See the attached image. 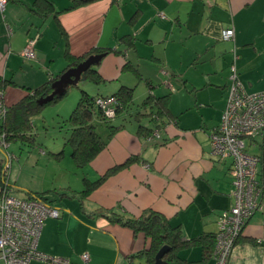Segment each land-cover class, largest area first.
<instances>
[{
	"label": "crops",
	"instance_id": "obj_1",
	"mask_svg": "<svg viewBox=\"0 0 264 264\" xmlns=\"http://www.w3.org/2000/svg\"><path fill=\"white\" fill-rule=\"evenodd\" d=\"M77 1L7 0L0 10V86L9 108L62 72L69 56L105 52L95 68L103 80H85L87 90L106 96L132 88L135 108L115 116L112 123L118 119L113 124L123 126L82 166L83 185L85 178L95 181L121 167L84 195L85 187L77 180L71 184L69 172L54 168L45 156L21 161L8 144L0 152V165L9 153L13 196L39 194L62 211L59 218L43 221L39 251L66 258L64 264H125L127 258L146 264L139 254L150 238L108 216L135 218L152 209L179 226L186 239L217 231L218 216L232 204L233 181L230 157L211 154L209 134L226 104L234 47L245 91L264 90V0ZM230 26L234 41L221 40ZM30 37L36 39L34 59L22 55ZM149 96H165L167 102L154 143L138 133L139 125L155 127L147 115L154 108L139 106ZM62 110L57 116L67 118ZM133 111L130 119L136 124L131 125L127 114ZM245 144L247 153L260 156L255 179L262 183L264 135L246 138ZM260 202L262 208L247 220L228 264H264V192ZM84 252L89 254L86 263L80 258ZM171 256L168 264H214L211 256L203 257L201 246L180 247Z\"/></svg>",
	"mask_w": 264,
	"mask_h": 264
},
{
	"label": "built area",
	"instance_id": "obj_2",
	"mask_svg": "<svg viewBox=\"0 0 264 264\" xmlns=\"http://www.w3.org/2000/svg\"><path fill=\"white\" fill-rule=\"evenodd\" d=\"M6 3V0H0L1 11ZM221 39L234 41L233 26L222 31ZM35 40V37L27 40L22 50L25 58H35ZM232 56L226 105L219 125L209 135L211 154L218 158L230 157L232 160L233 181L232 204L217 218V231L211 253L214 264H228L247 220L262 208L260 200L264 192V172L262 183L255 179L260 156L247 153L245 144L246 138L264 135V90L254 93L245 91L237 74L238 55L235 47ZM95 102L106 116L112 117L114 107L110 104L116 103L115 98L96 97ZM5 115L4 91L0 88V123ZM7 146L5 135L0 133V152H5ZM5 154L6 161L0 173V264H29L32 260H40L46 264L67 263L66 258L52 256L37 249L43 221L48 217L59 218L62 211L36 196L24 199L13 196L9 184L12 161L10 154ZM80 258L86 263L89 254L84 252ZM125 264L133 263L127 258Z\"/></svg>",
	"mask_w": 264,
	"mask_h": 264
},
{
	"label": "trees",
	"instance_id": "obj_3",
	"mask_svg": "<svg viewBox=\"0 0 264 264\" xmlns=\"http://www.w3.org/2000/svg\"><path fill=\"white\" fill-rule=\"evenodd\" d=\"M12 1L21 2V0ZM89 1L90 0H79L76 2V4H84ZM102 52L103 51H99L97 49L92 50L78 58H72L69 56L67 66L62 72H60L55 77H50L48 81L38 86L34 90L28 92V94H26L20 101L13 104L11 107H6V115L3 121L0 123V133L5 135L6 142L10 144V141L16 139L31 140L32 136L29 135L30 131L32 130L31 119L35 115L40 113V111L46 105L52 104L54 102L56 103V101L62 99L67 91L64 95L55 96L53 100L43 105L39 104L37 102V99L41 96H46L47 94H49L52 91L51 83L69 67L75 66L91 54ZM80 80H90L94 83H98L103 79L95 68L90 67L84 73H82ZM132 91V88L121 87L118 92L111 95L93 96L88 92L81 90L80 97L77 101L76 106L64 120L70 129V134L66 138V143L71 147L70 156L72 161L75 162L76 166L82 167L85 164L89 163L101 150L106 147V145L108 144V140L111 138L113 133L123 126L122 124L114 125L112 121L117 114L130 109V107L132 106ZM96 97L115 98L116 103L110 104L114 107V115L112 119L111 117L106 116L103 110L96 104ZM139 106L144 107V109H146L147 107H150V109L154 108V110L149 112L147 115L151 117L152 121L154 120L155 127L147 128L142 125L138 126V133L146 138H149L154 129H158V121H160V119H162L167 114L166 97L162 96L155 98L149 96ZM139 115L140 112H137L133 115V117L137 118ZM98 127L104 128V137L98 132ZM131 160L132 159L130 158L127 160V162H130ZM118 167H121V165L109 169L104 175H100L95 181H90L85 178V188L80 193L86 195L90 190L96 188L108 174L116 171ZM1 168L2 166L0 165V170ZM36 197L41 198L47 202V200L44 199L42 195L38 194ZM108 217L111 221L118 222L121 225L127 226L134 232H143L147 237L150 238L149 247L142 250L139 254L144 255L146 264H154L156 252L161 246L165 244L170 246L169 251L164 255V260L166 261H168L169 258L172 257V253L177 248L194 245L201 246L204 258L211 256L216 232L214 234L204 232L200 236L186 239L182 236L179 226L171 225L164 215L152 209L143 210V212L135 218L127 219L120 216L111 215Z\"/></svg>",
	"mask_w": 264,
	"mask_h": 264
},
{
	"label": "rangeland",
	"instance_id": "obj_4",
	"mask_svg": "<svg viewBox=\"0 0 264 264\" xmlns=\"http://www.w3.org/2000/svg\"><path fill=\"white\" fill-rule=\"evenodd\" d=\"M97 66H98V63L93 65L92 67L96 68ZM86 84H90V83L86 82L85 80H80L76 85L69 86L65 96L62 99L56 101V103L54 102L52 104L46 105L40 111V113H38L32 118V125H33L32 139L31 140L29 139L28 140L27 139L12 140L10 141L8 151L11 153H15L16 157L21 156V161L22 159L23 160L27 159L28 155H29V158H33L36 155L45 156L49 158L50 160H52L51 164L53 165L54 168L60 166L61 168L60 171L61 170L62 172L66 171L67 173L69 172V180L71 181V184L75 185V182H76L75 180H77L79 184L83 185V182H82L83 179H81L82 167L76 166L75 162H72V159L70 156L71 147L70 145L66 143V140H67L66 138L70 134L69 126L65 123L64 121L65 118H62V117L59 118L57 116V109H60L63 107L62 113L68 116L69 113L72 111V109L76 106L77 101L80 97L81 90H84L88 92L89 94L92 93L89 90H87ZM131 108H133L134 110L135 107L132 106ZM64 109H66L67 112L64 113ZM134 112L135 111L127 114L128 124L130 123H132L131 125L136 124L134 119L133 120L130 119L132 118L131 114H133ZM113 115L111 119L113 118ZM43 116H45V118H43ZM128 116H129V119H128ZM119 122L120 120L116 119V121H114L113 123L117 124ZM97 130L103 137L105 136L104 128L98 127ZM159 132H161V130L158 131V129H154L152 133L153 135L151 134L150 136L152 138L151 139H148L146 137L145 138L148 139V141H153L154 143L155 141L158 140L160 136ZM39 149L43 151V154H40ZM13 162H14L13 164H15L16 160H14ZM11 165H12V162H11ZM1 170H0V173H1ZM10 170H12L11 166H10ZM74 173H76V175H74ZM83 186L85 187V184ZM136 263L140 264L137 261Z\"/></svg>",
	"mask_w": 264,
	"mask_h": 264
},
{
	"label": "water",
	"instance_id": "obj_5",
	"mask_svg": "<svg viewBox=\"0 0 264 264\" xmlns=\"http://www.w3.org/2000/svg\"><path fill=\"white\" fill-rule=\"evenodd\" d=\"M104 55L105 53L103 52L91 54L75 66L69 67L51 83L52 91L46 96L39 97L37 102L43 105L53 100L55 96L64 95L68 87L76 85L80 81L82 73L93 65L99 63ZM169 249L170 246L167 244L161 246L155 254L154 264H168V262L164 260V255L169 251Z\"/></svg>",
	"mask_w": 264,
	"mask_h": 264
}]
</instances>
